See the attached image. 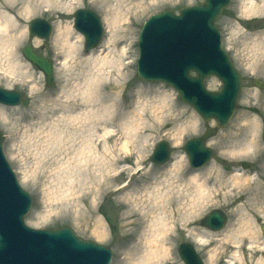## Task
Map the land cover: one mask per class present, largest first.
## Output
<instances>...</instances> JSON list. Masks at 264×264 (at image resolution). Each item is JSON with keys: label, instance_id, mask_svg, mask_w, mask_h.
<instances>
[{"label": "rangeland", "instance_id": "374dc122", "mask_svg": "<svg viewBox=\"0 0 264 264\" xmlns=\"http://www.w3.org/2000/svg\"><path fill=\"white\" fill-rule=\"evenodd\" d=\"M203 1L13 2L15 11L9 13L12 18L17 10L22 13L17 25L23 32V40L15 46L10 60L6 56L7 61L0 70V89L20 93L23 97L19 106L0 105V136L5 159L20 187L32 200L24 219L27 227L35 230L68 228L81 240L109 249L111 264H139L147 250L145 243L142 241L129 254L127 250L139 239L150 237L148 226L152 218L167 216L147 199L165 195L169 191L166 179L174 178L177 173L183 172L179 177L186 179L214 167L213 174L203 177L211 193L196 213L189 211L191 199L187 198L193 189L179 188L182 190L171 192V207L166 206V212H171L169 258H161L156 264H183L177 253L183 243L193 246L203 264H209L213 254L212 264H227L235 252H239L242 264H264V144L261 136L264 77L249 69V54L242 40L236 39L237 32L246 37L264 32V16L241 15L239 6L243 0H229L215 22L222 49L241 77V91L235 114L226 127L217 130L207 142L213 156L203 168H190L182 146L188 139L214 129L215 123H204L192 108L180 101L172 88L143 82L136 72L137 39L144 22L161 11L178 13L184 7ZM77 10L92 11L102 21L104 35L94 50V59L111 58V52L119 57L122 65L117 75L105 68L100 74V85L90 84L95 80L92 68L97 62L87 61L89 55L84 51V39L73 28V14ZM0 11L4 12L1 8ZM34 19L44 20L51 26L49 40L29 37L28 23ZM113 22L116 24L111 31L109 26ZM60 33L63 35L58 38ZM109 39L111 44L106 49ZM228 40L234 42L233 51L227 45ZM27 44L51 63L52 86L46 87L42 74L22 57L21 50ZM256 83L260 87H256ZM205 87L211 92L221 89L215 78L207 79ZM87 115H93L88 122L85 121ZM241 117L255 121L257 126L244 128ZM108 131L115 136H105ZM250 134L255 135L259 150L247 156L231 157L232 149L241 141L248 142ZM160 142L169 145L171 157L166 164L157 166L150 164V157ZM94 146L97 151L87 154V149ZM176 163H181L183 169L166 175ZM217 173L221 178H217ZM234 178L246 182L241 180L240 185L234 186ZM213 210L227 217L226 226L219 232L200 226L202 218ZM240 220L252 228L253 241L243 234L237 235L235 240H224L225 232L236 230ZM133 231L136 234H132ZM201 233L211 238L202 239ZM199 239L203 244L200 247L195 243ZM232 241L239 243L237 250L230 249ZM251 242L254 249H250Z\"/></svg>", "mask_w": 264, "mask_h": 264}, {"label": "water", "instance_id": "95a60500", "mask_svg": "<svg viewBox=\"0 0 264 264\" xmlns=\"http://www.w3.org/2000/svg\"><path fill=\"white\" fill-rule=\"evenodd\" d=\"M228 3L229 0H205L200 5L181 9L178 15L163 11L144 23L138 39V77L144 82L170 86L204 122L216 124V129H208L202 137L184 144L183 151L194 168L203 167L211 159L212 151L206 147V141L216 130L226 127L235 113L241 89L240 76L222 50L219 32L214 26ZM73 18L74 29L85 39V50L91 51L102 37L99 19L84 10L77 11ZM28 30L30 37L40 40H47L51 34L50 26L39 19L31 21ZM22 55L44 75L50 86L52 71L48 61L37 55L30 45L24 47ZM209 77L220 80L219 93L205 90L204 81ZM20 102V94L0 89L1 105L13 107ZM262 130L264 143V125ZM168 158L169 148L161 143L151 162L161 165ZM31 203L3 156L0 140V264L110 263L108 249L82 241L67 228L33 230L25 226L24 218ZM226 220L220 211H212L202 220L201 226L219 231ZM262 232L264 236V228ZM177 252L184 264H203L188 244L180 245Z\"/></svg>", "mask_w": 264, "mask_h": 264}, {"label": "bare ground", "instance_id": "6f19581e", "mask_svg": "<svg viewBox=\"0 0 264 264\" xmlns=\"http://www.w3.org/2000/svg\"><path fill=\"white\" fill-rule=\"evenodd\" d=\"M20 1L22 0H2L0 1V8L4 11V12L0 11V70H2V68L4 67V64L7 61L6 56L9 57V60H10V58L13 56V53L15 52V46L19 45L23 40V34H22L23 32L21 31L20 25H17V23L19 22L18 20L22 18V13H19V11L16 9L17 11L13 14L14 18L10 16L11 10L15 11L13 7L15 4L13 2L18 3ZM8 9H10V11ZM239 11L241 15H244L246 17L264 16V0H243L242 4L239 6ZM114 24L116 23L113 22L112 26L111 24L109 26L111 31L114 27L113 26ZM62 35L63 34L61 33L58 34V38H61ZM66 38L67 37L65 36L64 41H66ZM236 39L239 42H240V39L242 40L241 44L242 46L245 47L244 50L249 54L247 55L249 69L257 73L258 75H262L264 77V61L260 60V58L262 59L264 58V32H261L260 34H257L254 36L247 35V37L245 34L243 36H240L239 32H237ZM228 41H227V45H229L230 50L233 51L234 42L233 41L228 42ZM110 44H111V39L106 41L105 43L106 49L110 47ZM32 50H34L33 47H32ZM70 50L72 51V48H70ZM72 52L74 53V50ZM94 54H95V51L94 53L92 52L88 54L89 56L87 59V61L97 62L93 64V68H92L94 70L93 73H94L95 80L91 81L90 84H93V83L97 85L101 84L102 78L100 74H102L105 68H107L108 70H113V74L114 73L116 75L120 74L119 72H121L120 69L122 65L119 63L120 59L118 56L115 57V55H113L110 52L109 55H111V58H109V56H105V57L99 58L98 60V58L94 59L93 57ZM122 54L125 55V51H122ZM92 90H94V88ZM87 95H90V93ZM88 103L89 102L87 100V104ZM91 116L93 115H87V119H85V121L88 122L89 120H91L92 119ZM241 120L244 123L243 127L246 129L248 126H252V127L257 126L255 121L248 120V119L246 120L245 117H241ZM180 133L182 132L180 131ZM104 135L108 137L112 136V138L113 136H115L114 134L111 135L110 131L105 132ZM249 136H248L249 137L248 142H246V140L244 142L241 141V143H239V146L237 148L232 149L231 157L236 158V157H241L245 155L247 156L248 154H254L256 151L259 150L258 149L259 145H258L255 135L250 134ZM122 149L125 150V147L122 146ZM96 151H97V148H95V146L92 148L89 147L87 149V154L95 153ZM106 152H108L107 149L105 150V153ZM181 168L183 169V165L181 163H176L173 166H171V168L167 170L165 174L167 175L169 173L171 176V173H173L174 171L180 172ZM215 171L216 169L214 167H211L203 173H193L191 174L189 178H186V179L179 177V175H181V173L183 172L177 173L174 178L169 177L168 179H166L167 189H169V191H167L165 195H160L155 198L147 199V201L151 202L150 204H153V206H157L161 214L164 215L165 213H167L168 217L166 216V218H163L160 216V218H157L158 222L155 218H152L148 226L150 230L149 231L150 237L147 239H143V240L139 239L135 246L133 245L131 248L127 250L126 254H129L133 249L138 248V245L143 241L147 247V250L145 251L144 257L141 258V261L139 262V264H156L161 258H163L164 260L169 258V247L167 245L169 243L168 234L170 233V230H171V225L169 224V220L171 219L170 218L171 212L170 213L166 212L167 210L166 206H169V208L171 207V204H170L171 192L179 188H182L184 190L185 189L188 190V188H191V190L193 189V192L191 194L189 193V195H187V198L191 199L189 211H192L191 214H194L196 213L197 209H199L200 207H202L204 203H206L207 196L211 193L209 188L207 187V182L203 180V177L208 174H213V172ZM216 175L218 176L217 178H221L220 175H218V173ZM241 180H242L241 178H234L232 181L233 185L234 186L240 185ZM242 181L244 183L246 182L245 179ZM182 189H179V190H182ZM238 224L239 225L237 226L236 230L231 229V231L227 230L225 232L224 240H227V241L228 240L231 241V239L235 240V237L237 235L239 236L243 234L242 235L243 237H246L250 241H253L252 240L253 238L251 235V232H253V230L250 227V225L248 223H245L244 220H240ZM133 233L134 231L132 232V234ZM199 237H201L202 239L205 238L207 240L211 238V236H207V234H204V233H201ZM200 239L198 241H195L198 247L203 245ZM230 243H231L230 249L234 248V250H237L238 248L237 245L239 243H236L233 241ZM253 245L254 243L251 242L250 249H254ZM238 253L239 252H235L231 257H229L227 264H242V259L240 258V255ZM213 256L214 254L211 257H209V261H208L209 264L213 263V260L215 259V257Z\"/></svg>", "mask_w": 264, "mask_h": 264}]
</instances>
